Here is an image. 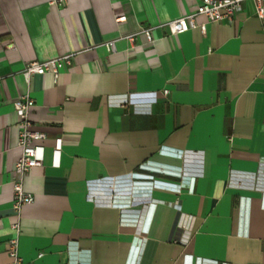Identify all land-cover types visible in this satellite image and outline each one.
Listing matches in <instances>:
<instances>
[{
	"label": "crops",
	"instance_id": "obj_1",
	"mask_svg": "<svg viewBox=\"0 0 264 264\" xmlns=\"http://www.w3.org/2000/svg\"><path fill=\"white\" fill-rule=\"evenodd\" d=\"M199 1L0 0V264L21 95L45 135L23 180L24 264H264V18L245 0L230 23L171 34ZM65 53L57 81L24 76Z\"/></svg>",
	"mask_w": 264,
	"mask_h": 264
},
{
	"label": "built area",
	"instance_id": "obj_2",
	"mask_svg": "<svg viewBox=\"0 0 264 264\" xmlns=\"http://www.w3.org/2000/svg\"><path fill=\"white\" fill-rule=\"evenodd\" d=\"M245 0H200L195 9L189 13L169 19L165 25L168 26L170 33L173 35L185 32L192 28L199 29L200 33H205V23H197L195 17L204 15L209 22H219L226 20L232 22L234 14L240 9V4ZM255 4V12L259 18H264V0H253ZM125 16H120L117 21H122ZM138 33H130L125 35V39L133 44L135 36ZM139 34L144 35L148 41H152V28L143 29ZM107 49H114V41L105 43ZM73 54L65 53L60 56L51 57L44 60L28 61L24 65V76L28 79L30 75L50 74L54 81H57L59 73L62 69L69 66L72 61ZM163 94H167V89L162 90ZM34 105L33 99L28 95H21L13 103V109L17 115V139L16 145L19 154L14 162L12 169V210L14 219L10 224L15 235L7 241V255L9 261L3 264H24L18 251V234L20 228V210L23 205L30 204L34 200L31 193L23 189L24 176L34 167L42 165L43 147L36 141L44 138V133L32 128L29 118L30 108ZM55 153H58L59 143L56 145ZM43 253H38L37 257H41ZM202 264H226L217 261H204Z\"/></svg>",
	"mask_w": 264,
	"mask_h": 264
}]
</instances>
